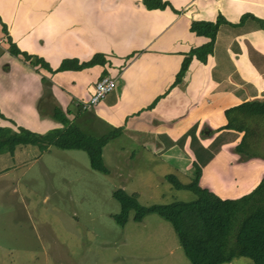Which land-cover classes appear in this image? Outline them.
Masks as SVG:
<instances>
[{
    "label": "crops",
    "instance_id": "obj_1",
    "mask_svg": "<svg viewBox=\"0 0 264 264\" xmlns=\"http://www.w3.org/2000/svg\"><path fill=\"white\" fill-rule=\"evenodd\" d=\"M167 1L177 11L147 9L142 0H0V125L16 130L26 119L31 126L23 127L36 132L59 128V108L75 125L120 126L119 135L191 178V160L209 157L200 162L199 184L223 198L240 196L264 175V159L242 160L233 150L242 132L214 129L226 123L225 108L264 100V29L251 17L235 24L245 13L264 23V0ZM218 14L229 24L219 25L212 53L205 63L192 58L172 86L183 54L207 40L189 30L190 21ZM8 39L53 68L95 53L104 63L49 72L11 54ZM102 75L115 79L114 91L82 109L79 101ZM36 99L44 110L32 106Z\"/></svg>",
    "mask_w": 264,
    "mask_h": 264
},
{
    "label": "rangeland",
    "instance_id": "obj_2",
    "mask_svg": "<svg viewBox=\"0 0 264 264\" xmlns=\"http://www.w3.org/2000/svg\"><path fill=\"white\" fill-rule=\"evenodd\" d=\"M31 104L45 109L37 99ZM256 122L258 135L264 136V119ZM19 124L31 126L26 119ZM77 125L95 136L113 129ZM18 146L0 153V264H190L171 223L157 213L135 221L131 210L122 226L112 217L120 210L112 196L118 187L136 192L141 205L194 199L193 191L177 189L164 178L171 173L187 183L189 174L164 165L160 155L125 135L102 147L108 173L92 169L81 149ZM257 149L264 153V139ZM208 159L200 154L191 165ZM221 264L254 263L238 256Z\"/></svg>",
    "mask_w": 264,
    "mask_h": 264
},
{
    "label": "trees",
    "instance_id": "obj_3",
    "mask_svg": "<svg viewBox=\"0 0 264 264\" xmlns=\"http://www.w3.org/2000/svg\"><path fill=\"white\" fill-rule=\"evenodd\" d=\"M142 4L147 9L170 7L177 11L167 0H142ZM247 17L256 20L264 29L263 21L249 13L241 15L235 24H240ZM222 23L229 24L219 14L213 20L190 21L189 30L196 35L204 36L207 40L191 47L183 54L172 86L181 81L192 58L202 63L206 62L212 53L218 27ZM2 28L3 31L6 30L3 24ZM8 40L11 54L20 56L24 62L32 66H41L49 72L77 70L104 63L103 56L95 53L84 61L64 58L53 68L42 57L21 50L10 39ZM224 114L226 123L214 130L231 129L242 132L233 150L239 153L242 160L254 157L264 159V153H258L257 149L264 136L258 135L257 119H253L264 116V100L243 101L225 108ZM0 117H4L1 112ZM53 118L61 123V127L45 132H36L23 126H18L16 130L0 126V153L5 151L12 153L16 146L26 144L35 145L41 151L49 146L81 149L86 152L92 169L102 173L109 172L103 162L102 147L110 139L118 136L122 127H113L109 132L95 136L72 124L59 108H54ZM192 166L194 174L187 183L181 182L171 173L164 178L177 189L186 188L193 191L194 199L141 205L136 192L128 193L118 187L112 191V196L120 204L119 212L112 215L114 221L121 226L124 225L131 210L134 212L132 218L135 221L141 220L148 213H157L171 223L190 264H221L230 262L238 256H246L252 259L254 264H264V175L248 192L233 198H223L199 184L201 166L195 161H192Z\"/></svg>",
    "mask_w": 264,
    "mask_h": 264
},
{
    "label": "built area",
    "instance_id": "obj_4",
    "mask_svg": "<svg viewBox=\"0 0 264 264\" xmlns=\"http://www.w3.org/2000/svg\"><path fill=\"white\" fill-rule=\"evenodd\" d=\"M115 86V79L110 75H102L93 86V91L85 100L79 101L82 109H88L100 102Z\"/></svg>",
    "mask_w": 264,
    "mask_h": 264
}]
</instances>
